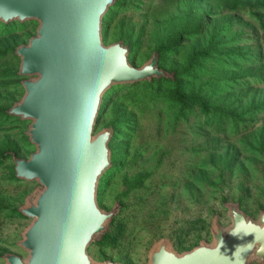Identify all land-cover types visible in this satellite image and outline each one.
<instances>
[{
	"label": "water",
	"instance_id": "1",
	"mask_svg": "<svg viewBox=\"0 0 264 264\" xmlns=\"http://www.w3.org/2000/svg\"><path fill=\"white\" fill-rule=\"evenodd\" d=\"M116 0H0V24L36 23L26 44L13 49L22 96L6 110L27 123V158L11 156L14 177L34 183L17 211L30 223L4 264H120L95 261L89 248L111 232L120 204H98L102 177L112 166V126L96 132L105 94L113 87L173 79L155 51L139 67L123 40L106 45L103 19ZM228 227L216 217L207 239L180 251L177 242L154 244L147 264H264V210L256 218L240 203L223 201Z\"/></svg>",
	"mask_w": 264,
	"mask_h": 264
},
{
	"label": "rangeland",
	"instance_id": "2",
	"mask_svg": "<svg viewBox=\"0 0 264 264\" xmlns=\"http://www.w3.org/2000/svg\"><path fill=\"white\" fill-rule=\"evenodd\" d=\"M244 1L252 4L257 0ZM227 5L228 0H143L136 11L130 9L114 18L104 43L117 42L120 35L130 31L129 27L121 25L124 20L132 27L134 37L141 30L140 47L132 58L133 65L139 67L155 52L152 44L149 47L147 39L162 38L161 42H164L170 31L182 26L179 16L185 19L184 23L188 26V17L206 14L200 36L188 37L178 49L164 54L159 66L169 72L182 73L185 91L212 95L213 109L218 107L227 114L230 112L236 118L245 119L249 108L262 104L264 108V80L255 83L250 77L256 71L264 75V33L248 13L228 14ZM153 11L158 15L157 21L147 17ZM258 15L264 17V11ZM262 23L264 25V19ZM35 28L36 23L33 22L14 24L12 34L18 44L13 49L26 44L34 35ZM220 29L222 32L218 33ZM215 33L218 36L211 42L210 35ZM205 49L212 51L210 57L189 69L190 72L186 71L193 53ZM234 54H259L261 59L258 65L240 64L237 67L240 72L235 73L237 70L229 66L230 62L235 63ZM229 71L239 76V80L228 91H216L213 82L219 83ZM167 91L164 87L160 90L158 101L142 89L124 93L126 96L118 100L117 108L96 127V132H99L114 118L128 122L117 130L122 137L125 133L128 137L126 142L122 138L117 142V145L125 144V149L118 145L116 152V160L122 161V168L103 183L98 195V204L104 211H111L122 203L119 218L123 233L113 246L101 251L95 245L89 248L90 256L97 262L109 260L120 264H147L151 247L162 239L182 244L178 249L185 251L198 242L209 241L206 240L208 227L216 217L222 227L230 224L227 211L221 207L220 194L201 185L191 195L187 186L189 181L183 177L196 169L202 172L213 170V162L220 158L226 147L240 148V141L247 137V130L240 128L234 136L228 134L230 131L216 132L214 118H204L195 108L180 112L168 105ZM21 96L20 89L11 105L0 96V104L11 107ZM254 119V128L260 127L264 123V111L258 112ZM19 123L22 124L20 127L11 124L0 129L14 136L19 135L29 145L24 137L28 124ZM32 152V146L27 151L22 150V158H27ZM231 181L235 184L237 180L233 178ZM250 181L253 185L259 183L256 176H252ZM222 195L226 196L227 202H236L228 199L227 191ZM242 204L241 210L256 218L259 211L264 210V197L252 191ZM29 223L28 219H1L0 248L24 257L18 243ZM0 264H4L1 259Z\"/></svg>",
	"mask_w": 264,
	"mask_h": 264
},
{
	"label": "trees",
	"instance_id": "3",
	"mask_svg": "<svg viewBox=\"0 0 264 264\" xmlns=\"http://www.w3.org/2000/svg\"><path fill=\"white\" fill-rule=\"evenodd\" d=\"M142 1L143 0H116L115 5L109 9L103 19L104 39L107 37L108 27L113 22L114 18L118 14H122L130 9L136 11ZM262 11H264V0H257L252 4L245 3L244 0H228L226 10L228 14L232 13L238 15L248 13L250 17L260 25L264 33V25L262 23L264 17L258 15V13ZM151 13L152 15L147 17L152 18L153 21H157V13H155V11ZM206 16V14L201 13L198 16H192V18L188 17V26L184 23L185 19L179 16L178 20L182 26L170 31L167 35L166 41L161 42L162 38H152L147 39L146 41L150 43L149 47H151L152 44L153 49L159 52V58L161 60V57L164 54L172 53L174 50L178 49L186 38L200 36L202 29L205 26L204 20ZM121 23L122 26H127L130 29V31H127L126 35H120V39L129 46V59L132 62V58L136 56L140 47V38L143 36V32L139 30L138 36L134 37L130 24L126 20ZM14 24L17 23L9 25L0 24V96L6 98V101L10 105L14 100V96L17 95L21 89V86L19 85L21 78L16 75L18 59L12 55L13 46L18 44L16 38H14V35L12 34ZM217 32H222V29ZM217 36V33L212 36L210 35L209 40L213 42ZM211 53L212 51L210 49L194 52L188 62L186 71L190 72L189 69L193 68L195 65L198 66L199 62L206 60L210 57ZM260 59L259 54H257V56L252 54H234L233 60L235 63L233 64V62H230L229 66L234 68V70H237L234 71L236 73L240 72V69L237 68L240 64H249L248 66L253 64L258 65ZM256 72L257 73L250 76L252 81L255 83L263 81L264 75L259 71ZM183 78L184 75L182 73L174 71L173 79H160L154 80L151 83L143 82L131 86L113 87L103 98L96 127L109 113H111L112 110L117 108L116 106H118V103L120 102L118 100H122L126 96L124 93L142 89L146 90L149 95L151 94L154 101H158L160 90L163 87L167 88L168 105L178 109L180 112L195 108L204 118H214L212 121L217 122L214 125V130H216V132L224 133V131H230L228 134L234 136L238 134V129L240 128L247 130V137L240 141V148L234 149L233 146L229 145L218 160L213 162V160L210 159V163H214L213 170L211 169L208 172H202L200 169H196L188 174H184L183 178L189 181L187 186L190 190V194L192 195V193L194 194L197 192L196 189L199 190L201 185H203L213 193L218 192L220 194V203H222L223 201H227L226 196L222 195V192L227 191L228 199L236 202L238 201L241 208L243 207L242 203L248 200L249 194L252 191H256L259 196L264 197V123H262L260 127L254 128L256 122L254 116H256L258 112L264 111L263 104L256 108H249L244 116L245 119L236 118L232 113L229 112L227 114L218 107L213 109L212 106L214 105H211L213 99L212 95H201L198 91H185L183 87ZM238 80L239 76H236L232 71H229L224 75V79L221 78L219 83L213 82L212 86L215 85L217 87L216 91L220 89L228 91L232 86H235L234 82ZM9 104H0V128L11 124H17L19 127L22 125L18 122L17 118L10 117L6 114V110L10 107ZM22 123L23 125L25 124L24 122ZM124 123L128 122L119 121L114 118L113 121L111 120L109 124L106 125L112 126L114 129V134L109 144L112 152V166L102 177L99 190L102 188L105 181H108L114 176V173L119 172L122 168V161L117 162L116 160V152L118 145L120 148L125 149V144L120 143L117 145L118 140L122 138L123 141L126 142L128 139L126 133L125 135L123 134V137L122 134L120 135V133H117L118 127H124ZM126 126L127 124L125 127ZM0 132V220H24L25 218L21 216L17 211V208L23 202L25 195L31 191L35 185L34 183H25L17 180L14 177L11 156L15 155L18 158H22L21 151L24 149L27 151V148H30V145H28L19 135L14 136V134L1 129ZM242 156L243 158H241ZM219 164L221 165L220 168ZM217 171L218 175H216ZM252 176L257 177L259 182L258 185H253L251 183L253 182L250 181ZM233 178L237 180L235 184L231 183ZM135 183L137 182L135 181ZM118 199L120 200L119 197ZM120 207L123 208L122 203H120ZM119 217L120 213L113 219L111 223L112 231L105 234L99 242L94 244L98 250L101 251L105 247L113 246L120 240L123 233V227L121 226L122 220ZM179 246L182 247V244H179L178 248ZM3 252H5V250L0 248V256Z\"/></svg>",
	"mask_w": 264,
	"mask_h": 264
}]
</instances>
